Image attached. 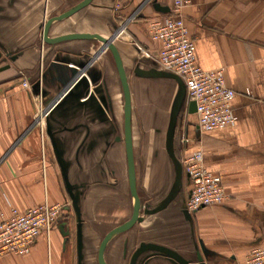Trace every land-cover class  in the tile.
Segmentation results:
<instances>
[{"label": "crops", "instance_id": "obj_1", "mask_svg": "<svg viewBox=\"0 0 264 264\" xmlns=\"http://www.w3.org/2000/svg\"><path fill=\"white\" fill-rule=\"evenodd\" d=\"M83 1L0 0V223L13 209L24 212L46 201L69 207L57 219L50 238L42 235L29 254L0 255V264H98L103 239L133 214L123 88L111 51L94 59L103 46L98 39L58 43L43 39L48 21ZM145 1L93 0L54 22L49 37H111L136 14L115 41L131 92L134 86L154 80L177 85L172 79L135 74L138 65L161 70L157 64L161 44L150 38L149 24L169 17L173 7V0H149L142 7ZM183 17L198 65L206 71L223 69L226 85L236 92L232 100L236 123L201 132L197 114L188 113L187 94L175 152L183 163L202 151L205 167L222 177L228 198L187 214L192 184L183 168L179 196L166 209L145 215L144 210L166 199L175 172L166 151L168 125L164 141L161 132L157 139L164 144L167 160L161 151L156 156L146 153V166L139 169L132 96L137 190L143 209L135 227L107 246L108 264H130L132 253L147 244L171 249L191 264H245L251 250L264 248V0H191ZM25 80L29 89L23 86ZM40 104L50 108L44 135L34 125ZM73 215L75 221L67 226L71 236L66 239L60 226ZM136 264L180 262L161 251L146 250Z\"/></svg>", "mask_w": 264, "mask_h": 264}, {"label": "built area", "instance_id": "obj_2", "mask_svg": "<svg viewBox=\"0 0 264 264\" xmlns=\"http://www.w3.org/2000/svg\"><path fill=\"white\" fill-rule=\"evenodd\" d=\"M190 2L191 0H173L169 17L150 22V38L161 44L157 64L161 70L174 73L184 81L189 100L196 102L201 132L226 129L236 123L232 110L236 92L226 85L223 69L206 71L198 65L194 41L183 17V9ZM135 17L136 14L123 21L120 35ZM146 56L149 55L146 53ZM23 86L30 88L26 80L23 81ZM49 109L40 104L34 117V125L43 135ZM182 164L192 184L191 195L185 203L190 213L202 207L223 203L228 198L222 177L205 167L202 151H195ZM66 207L64 204L51 205L46 201L27 211L13 209L9 216H2L0 255L29 254L42 235L50 238L57 219ZM245 264H264V248L251 250Z\"/></svg>", "mask_w": 264, "mask_h": 264}, {"label": "water", "instance_id": "obj_3", "mask_svg": "<svg viewBox=\"0 0 264 264\" xmlns=\"http://www.w3.org/2000/svg\"><path fill=\"white\" fill-rule=\"evenodd\" d=\"M92 1L93 0H84L82 3H80L75 8L48 21L44 26L43 39L47 43H58V42H62L65 40H72V39H98L102 43L103 46L98 51V53L95 55L94 59L97 58L100 54H102L106 50L111 51L114 57L116 67L118 70V74L120 77V81L122 84L123 96H124V141H125L127 163H128V177H129L130 193H131L132 198L134 199V207H133V214H132L131 219L127 221L126 223H124L123 225L115 228L110 233H108L100 245L99 253H98L99 264H107L105 261V251H106L107 246L115 237L129 231L136 225V223L138 222L140 218L142 209H143V205L141 203L138 190H137V172H136L135 153H134V144H133V130H132V110H133L132 92H131V87L129 84V79H128L126 68L124 66L120 52L117 46L115 45V41L118 38L121 29L119 27L118 29L115 30V32L113 33L111 37H107V38L100 37L98 35H89V34H70V35L61 36L55 39H51L49 37V32L54 22L62 21L63 19L70 17L71 15L75 14L82 8L88 6ZM148 1L149 0L145 1L142 7L146 5ZM167 11L169 10L167 9ZM2 59H3V53L0 52V61ZM93 60L91 62H93ZM90 63H87L88 65L82 66L81 67L82 71H85ZM77 74L74 77L75 81L77 77L79 76V75L77 76ZM135 74L143 78L172 79L176 81L178 85V90L175 95L174 101L172 103L168 128L166 132V151L173 164L175 177H174V182H173L171 191L166 197V199H164L159 205L155 206L153 209L144 210L145 215H152V214H156L166 209L179 196L183 188L184 171H183L182 163L176 156L175 138H176V131L178 128V123H179V117L181 113L183 112L186 101H187V88H186L184 81L178 75L171 73V72L159 70L156 68L143 69L140 67V65H138L135 68ZM196 110H197L196 102L190 101L188 103V113L190 115H195ZM66 184H67L68 189L71 191L70 183L67 181ZM185 212L190 215V212L186 208V204H185ZM64 226L65 224L63 223L60 226V229L63 235L65 236L66 232H64ZM146 250L161 251L163 253L168 254L169 256L174 257L177 261L180 262V264H191L186 259H184L182 256H180L178 253H176L175 251H172L171 249H168L166 247L152 245V244L142 245L141 248H139L138 251L134 254L131 264H135L139 256ZM198 260L202 261V258L199 257Z\"/></svg>", "mask_w": 264, "mask_h": 264}, {"label": "rangeland", "instance_id": "obj_4", "mask_svg": "<svg viewBox=\"0 0 264 264\" xmlns=\"http://www.w3.org/2000/svg\"><path fill=\"white\" fill-rule=\"evenodd\" d=\"M141 60L143 61V57L139 56V61ZM144 64H146V62H144ZM131 68L132 67H129V70H131ZM132 80L135 81L136 79ZM176 91L177 85L175 82L168 80H154L149 82L148 85H140L139 87L138 85L137 87L134 86L132 90L134 101L136 159L140 170L142 165L146 166L144 163L146 153L156 156L161 151V155L167 160L162 140L164 141L165 139L170 109ZM160 132L162 140L157 143ZM151 163L149 166H151ZM171 176L173 177L172 166ZM69 203L72 204L71 198L69 199ZM64 205H66V203H64Z\"/></svg>", "mask_w": 264, "mask_h": 264}, {"label": "flooded vegetation", "instance_id": "obj_5", "mask_svg": "<svg viewBox=\"0 0 264 264\" xmlns=\"http://www.w3.org/2000/svg\"><path fill=\"white\" fill-rule=\"evenodd\" d=\"M73 206H74V205L71 204L70 207L73 208ZM67 207H68V206H67ZM68 208H69V207H68ZM72 210L74 211V209H72ZM71 220H72V222L75 221V217H74V215H73V216L66 217V218H65V222H62V223H61V225H62L63 223L65 224V226H64V232H66V235H65V238H66V239H68V238L71 236L70 229L67 227V226L69 225V223H70ZM134 227H135V226H134ZM134 227H133V228H134ZM133 228H132V229H133ZM132 229H130V230H132ZM130 230H129V231H130ZM127 232H128V231H127ZM103 240H104V239H103ZM99 248H100V247H99ZM139 248H141V246L138 247L137 250H135V251L132 253V255H131V257H130V260H129V261H130V264H131V261H132V258H133V256H134V254L138 251ZM106 249H107V248H106ZM98 253H99V251H98ZM105 261H106V259H105ZM106 263H107V261H106ZM136 263H137V260H136L135 264H136ZM98 264H99V261H98ZM107 264H108V263H107Z\"/></svg>", "mask_w": 264, "mask_h": 264}]
</instances>
